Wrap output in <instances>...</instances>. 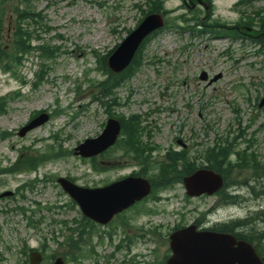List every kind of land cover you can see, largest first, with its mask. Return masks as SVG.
<instances>
[{
    "label": "rangeland",
    "instance_id": "rangeland-1",
    "mask_svg": "<svg viewBox=\"0 0 264 264\" xmlns=\"http://www.w3.org/2000/svg\"><path fill=\"white\" fill-rule=\"evenodd\" d=\"M239 1L211 0L214 8L211 17L234 26L240 18L246 20L248 15L253 17V12L264 8V0L251 7L240 6ZM143 3V0H37L32 4L35 12H43L48 26L47 30L44 27L37 30L41 42L58 46L59 50L48 63L44 82L38 88L34 87L40 65L37 53L28 56L18 69V81L0 71V98H6L5 113H0V170L11 166L20 154L38 156L50 146L54 152L61 147L65 156L47 163L36 173L0 176V193L12 192V196L0 199V264L24 261L26 258L20 251L25 243L40 252L45 239L50 251L57 250L58 244L53 239L62 240L61 225L52 221L75 225L82 218L55 178L73 179L77 186L93 188L138 170L131 157H123L117 151L104 160L99 156L94 160L83 159L73 154L79 143L101 133L108 113L140 117L141 127L149 130V136L143 134L142 140L157 147L149 156L154 169L169 151H184L196 164L205 166L204 151L213 147L216 140L224 139L234 142L237 150L254 139L257 142L254 150L264 157V108H257L264 97V48L261 50L249 40L231 41L210 34L191 36L162 30L146 44L135 74L117 90L115 103L119 106H113L111 98H103V105L95 99L99 93L94 85L104 77L96 70L93 52L104 57L118 46L139 24ZM186 5L190 6L187 1ZM193 8H187L182 0L164 3V9L169 11L167 18L179 25L194 11L201 16L205 13L200 5ZM255 22L253 25L257 26ZM13 28L14 17L8 15L6 44L11 43ZM74 66L78 69L76 78L67 76ZM202 72L208 78L217 75L220 78L208 84L200 81ZM21 81L25 86L22 87ZM14 92H19V96L9 100ZM57 111L66 117L64 126L63 117L54 115ZM37 112H45L49 120L19 137V129ZM54 136L59 140L53 139ZM93 161L104 171H93ZM34 179L32 188L24 189ZM156 195L159 201L150 198L139 206L153 209L155 215L136 216L137 209H133L122 217L128 227L118 224L96 227L89 245L82 244L84 252L93 250L94 254L68 264H152L156 262L155 255L161 261L167 254V236L177 225L200 221L206 227L231 214L243 217L245 213L242 208H222L208 215L215 200L187 198L181 182ZM18 209H24L26 214ZM30 217L34 221L31 225ZM153 228H160L156 237L136 238V234ZM110 232L111 238L107 234ZM127 237L132 240L128 248L123 242ZM120 244L122 248L116 250ZM53 262L43 260L42 264Z\"/></svg>",
    "mask_w": 264,
    "mask_h": 264
},
{
    "label": "water",
    "instance_id": "water-1",
    "mask_svg": "<svg viewBox=\"0 0 264 264\" xmlns=\"http://www.w3.org/2000/svg\"><path fill=\"white\" fill-rule=\"evenodd\" d=\"M160 15L147 16L138 28L115 49L108 58V67L114 73L122 72L131 62L143 39L161 28ZM217 76L212 81L218 79ZM206 80V76H201ZM211 81V82H212ZM264 106V99L259 108ZM47 120L45 115L33 120L19 132L27 131ZM120 131L119 122L109 119L103 132L95 139L85 140L76 147L75 154L84 158L94 157L112 146ZM58 183L76 201L83 215L98 224H107L114 215L132 206L150 192L148 181L141 178H127L105 188H80L64 179ZM188 196L212 195L221 186V178L209 170H199L184 179ZM172 256L166 264H262L252 247L245 242H236L234 237L212 232H196L194 226L176 231L170 236ZM38 255H32L31 264H38ZM56 264H62L60 260Z\"/></svg>",
    "mask_w": 264,
    "mask_h": 264
},
{
    "label": "trees",
    "instance_id": "trees-1",
    "mask_svg": "<svg viewBox=\"0 0 264 264\" xmlns=\"http://www.w3.org/2000/svg\"><path fill=\"white\" fill-rule=\"evenodd\" d=\"M33 1L35 0H0V69L3 72L14 73L16 67L21 64L23 57L32 51L40 52L44 58V62L41 64V71L47 68L45 62L54 56V50L50 46L42 45L35 48L31 46L33 33L30 31V26L38 24L42 27L45 26L44 16L42 13L38 12L35 14L31 8ZM162 2V0H148L147 11L161 12L163 10ZM8 13L14 16L15 19L12 39L9 46L5 45L3 42V31L5 28L6 15ZM163 14H166V12L163 11ZM258 16L259 34L262 36V40H259L258 43L264 44V13H262V15L258 14ZM36 17L38 22L35 19ZM228 31V33L233 36L237 35V32L233 29ZM143 45L141 46L142 48H140L141 50L143 49ZM139 52L136 55L131 67L120 76H115L107 70L105 57L99 59L98 64L100 68L103 69L104 75L106 76V80L98 83L96 86L100 90V94L102 96L108 97L109 95H115L114 90H116L122 81L131 74L132 66L139 63V59L141 57V53ZM38 81H42V77L38 78ZM119 120L122 124V134H124V138L118 142L119 146L129 153H132L134 159L139 163L141 162L140 165H148L149 167V161L148 159L146 160L144 156L147 148L140 142L141 129L139 117L130 116L125 118L124 116H120ZM205 159L207 163L210 162V152H207ZM38 162V159L26 158L24 160H20L17 167L19 169H35L36 165L40 163ZM185 163L186 159L177 154L171 157L169 156L162 162L157 163V167L155 168L157 170V174L154 176L155 179L152 180L153 189L156 190L159 187L170 186L172 183L177 182L181 176L189 174L192 171V168L190 165ZM179 166H181L182 169L178 170ZM208 168L212 169L210 164ZM87 225H90L89 221H85V223H78V226L74 228L73 234H77L76 242L73 241L72 236L70 238H65L64 244L69 248V252L72 253V256L70 253H68V255H70L71 259H74V261L81 256V254H79V240L83 238V235L89 236L91 234L90 230H86ZM64 226L67 228L66 224Z\"/></svg>",
    "mask_w": 264,
    "mask_h": 264
},
{
    "label": "flooded vegetation",
    "instance_id": "flooded-vegetation-1",
    "mask_svg": "<svg viewBox=\"0 0 264 264\" xmlns=\"http://www.w3.org/2000/svg\"><path fill=\"white\" fill-rule=\"evenodd\" d=\"M253 147L249 150V157L243 155L244 149L227 155L225 173L228 172L227 168H231L232 178L219 192L220 195L218 193L213 197L215 203L245 209L243 217H233L234 214H231L227 219L215 220L208 229L226 231L239 240L249 241L264 262V157ZM194 225L200 229L206 228L198 221Z\"/></svg>",
    "mask_w": 264,
    "mask_h": 264
}]
</instances>
